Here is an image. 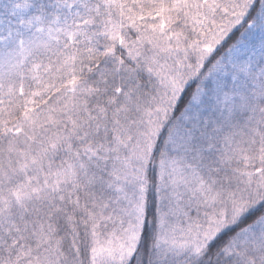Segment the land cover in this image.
<instances>
[{"label": "snow or ice", "instance_id": "1", "mask_svg": "<svg viewBox=\"0 0 264 264\" xmlns=\"http://www.w3.org/2000/svg\"><path fill=\"white\" fill-rule=\"evenodd\" d=\"M0 264H264V0H0Z\"/></svg>", "mask_w": 264, "mask_h": 264}]
</instances>
